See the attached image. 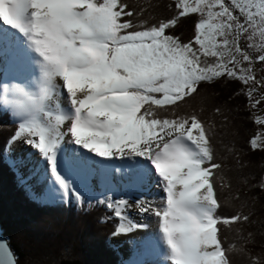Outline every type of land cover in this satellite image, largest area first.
I'll use <instances>...</instances> for the list:
<instances>
[{
  "label": "snow or ice",
  "instance_id": "snow-or-ice-1",
  "mask_svg": "<svg viewBox=\"0 0 264 264\" xmlns=\"http://www.w3.org/2000/svg\"><path fill=\"white\" fill-rule=\"evenodd\" d=\"M175 7L171 19L148 24L126 0H0V68L15 70L0 75V114L17 125L9 143L23 140L42 156L40 179L50 192L82 206L77 176L109 190L118 183L140 193L141 213L158 218L165 261L232 264L237 249L224 245L221 227L249 217L218 214L215 170L222 166L209 129L175 108L202 83L255 81L248 49L264 62V0H175ZM192 16L190 41L170 34ZM153 188L158 201L150 199ZM97 203L120 219L114 236L147 227L126 215L127 199ZM0 264H17L2 242Z\"/></svg>",
  "mask_w": 264,
  "mask_h": 264
},
{
  "label": "trees",
  "instance_id": "trees-1",
  "mask_svg": "<svg viewBox=\"0 0 264 264\" xmlns=\"http://www.w3.org/2000/svg\"><path fill=\"white\" fill-rule=\"evenodd\" d=\"M137 21L148 24L177 14L175 0H126ZM195 16L180 20L170 34L184 42L194 36ZM250 100L241 81L223 77L202 83L198 93L179 102L177 115L195 114L209 129L214 148L215 185L222 207L218 214L249 217L247 221L221 227L223 243L235 245L232 264H264V151L254 147L259 128L252 117ZM162 116L170 109H157ZM17 130L8 114H0V235L11 248L17 264H127L123 252L112 242L121 222L98 199L60 196L37 197L11 164L10 138ZM25 181V180H23ZM223 185V187L221 186ZM89 203L91 207H89Z\"/></svg>",
  "mask_w": 264,
  "mask_h": 264
},
{
  "label": "rangeland",
  "instance_id": "rangeland-1",
  "mask_svg": "<svg viewBox=\"0 0 264 264\" xmlns=\"http://www.w3.org/2000/svg\"><path fill=\"white\" fill-rule=\"evenodd\" d=\"M241 45L245 47L246 43L242 41ZM248 51L253 57L251 71L255 76V81L248 84L243 83V85L247 94L249 89H252L251 99L249 98L250 110L256 126L259 128L257 143L259 148L264 151V123L259 122L264 121V62L256 59L257 53L255 51L251 49H248ZM244 66H248L246 62ZM0 75L13 76L15 75V70L5 63L0 68ZM66 147L70 153L73 146L69 144ZM9 149L11 164L18 170L26 185L37 192V197L42 195L50 198H55L57 195L61 197L58 191L50 192L47 183L40 179V175L47 169V164L37 150L23 140H17L12 143ZM116 163L119 164L120 161L117 160ZM72 184L83 198L101 200L105 196H110L113 200L127 199L130 207L126 210V215L135 224L147 225L146 228H137L128 234L118 235L113 238L112 242L117 249L122 250L124 261L127 264H170V262L163 259V246L155 239L158 218L152 215L151 212L141 213L139 206L136 204L140 193L123 188L118 183H114L111 186V190H109V186L102 183L99 179L84 176H77L72 181ZM161 195L162 193L158 189L153 188L150 193V199L158 201ZM69 199H71V194L67 200ZM149 238H152L150 242ZM142 249L148 251V254H146L148 261Z\"/></svg>",
  "mask_w": 264,
  "mask_h": 264
},
{
  "label": "water",
  "instance_id": "water-1",
  "mask_svg": "<svg viewBox=\"0 0 264 264\" xmlns=\"http://www.w3.org/2000/svg\"><path fill=\"white\" fill-rule=\"evenodd\" d=\"M0 242L6 244V246L9 248V250L12 252V250H11V248L9 247V245H8V243H7V241H6V239H5L3 236H0ZM142 250H143V249H142ZM143 252H144L145 257H146V254H148V251H147V250H143ZM12 254H13V252H12ZM13 256H14V254H13ZM14 258H15V256H14ZM15 260H16V258H15ZM146 260L148 261L149 259L146 257ZM16 262H17V261H16Z\"/></svg>",
  "mask_w": 264,
  "mask_h": 264
},
{
  "label": "bare ground",
  "instance_id": "bare-ground-1",
  "mask_svg": "<svg viewBox=\"0 0 264 264\" xmlns=\"http://www.w3.org/2000/svg\"><path fill=\"white\" fill-rule=\"evenodd\" d=\"M103 186H105V185H103ZM0 236H2V235H0Z\"/></svg>",
  "mask_w": 264,
  "mask_h": 264
}]
</instances>
